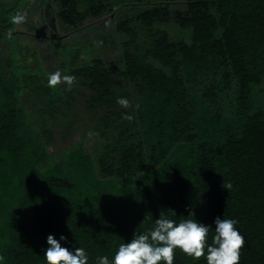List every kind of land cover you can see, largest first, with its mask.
Returning <instances> with one entry per match:
<instances>
[{"label":"trees","instance_id":"trees-1","mask_svg":"<svg viewBox=\"0 0 264 264\" xmlns=\"http://www.w3.org/2000/svg\"><path fill=\"white\" fill-rule=\"evenodd\" d=\"M147 2L113 21L118 59L98 53L67 68L71 91L48 87L50 71L31 80L0 73V264H47L48 235L84 248L88 264L111 261L160 215L212 226L209 244L216 217L235 219L240 264H264V120L249 101L264 81V0ZM138 3L57 0L56 16L79 30ZM168 21L189 30V42L155 27ZM227 93L223 115L216 105ZM25 94L37 108L23 106ZM53 122H77L79 138L49 151ZM174 264L207 261L177 249Z\"/></svg>","mask_w":264,"mask_h":264},{"label":"rangeland","instance_id":"rangeland-1","mask_svg":"<svg viewBox=\"0 0 264 264\" xmlns=\"http://www.w3.org/2000/svg\"><path fill=\"white\" fill-rule=\"evenodd\" d=\"M147 1L111 0V5L115 7L119 2L141 3L123 5L116 12V18L110 14L109 18L103 17L94 25L74 30L73 27L58 20L57 0H0V25L7 24L5 32L0 37V73L16 78L29 77L31 80L39 76L44 77L49 71L54 73L59 70L65 75L68 67L81 64L83 59L98 53L106 62L115 61L118 59L120 39L113 29V21L132 17L146 9ZM15 17L22 19L17 23L14 21ZM155 27L165 30L173 39H181L184 42L190 40L189 30L181 29L171 21ZM138 36L143 38L144 33L141 32ZM79 50L80 55L77 53ZM229 94L226 95L229 99L225 98L216 105L223 115L230 114ZM31 99L32 96L28 94L23 97V106L30 110L36 107L32 106ZM249 101L251 109L259 111L264 120V81L251 85ZM77 106H80L85 116L90 114L85 110L83 103ZM63 112L64 118H67L64 110ZM74 119L78 121L80 117L76 116ZM53 125L55 138L46 146L49 151L69 146L80 136L82 127L77 122L66 129L63 124L53 122Z\"/></svg>","mask_w":264,"mask_h":264},{"label":"clouds","instance_id":"clouds-1","mask_svg":"<svg viewBox=\"0 0 264 264\" xmlns=\"http://www.w3.org/2000/svg\"><path fill=\"white\" fill-rule=\"evenodd\" d=\"M21 19L15 17L14 21L19 23ZM75 79L57 70L48 77V87L56 89L64 84L66 90L71 91ZM117 103L124 108L131 107L125 98H118ZM122 118L129 122L134 120V116L128 114ZM222 187L230 190L231 185L224 182ZM237 223L235 219L216 217L214 235L209 244L212 226L196 219L185 218L177 222L160 215L152 230L135 234L130 242L118 246L111 261L107 256H102L98 258V264H174L177 249L195 261L206 257L207 264H240L245 239L237 230ZM66 240L67 237L63 235L59 241L53 235H48V247L44 253L47 264H88L89 257L85 249L78 247L71 251L60 243Z\"/></svg>","mask_w":264,"mask_h":264}]
</instances>
